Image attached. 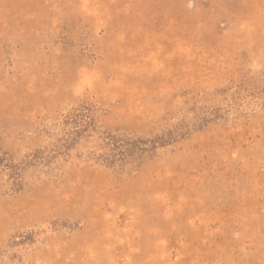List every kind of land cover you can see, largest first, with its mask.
Returning <instances> with one entry per match:
<instances>
[{"label":"rangeland","instance_id":"1","mask_svg":"<svg viewBox=\"0 0 264 264\" xmlns=\"http://www.w3.org/2000/svg\"><path fill=\"white\" fill-rule=\"evenodd\" d=\"M0 264H264V0H0Z\"/></svg>","mask_w":264,"mask_h":264}]
</instances>
